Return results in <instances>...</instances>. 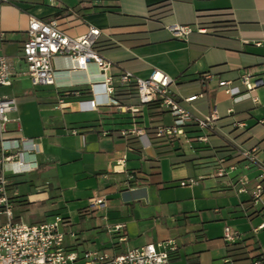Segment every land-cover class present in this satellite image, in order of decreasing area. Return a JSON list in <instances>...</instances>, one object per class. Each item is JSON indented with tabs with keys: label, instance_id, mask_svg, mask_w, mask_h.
Listing matches in <instances>:
<instances>
[{
	"label": "crops",
	"instance_id": "1",
	"mask_svg": "<svg viewBox=\"0 0 264 264\" xmlns=\"http://www.w3.org/2000/svg\"><path fill=\"white\" fill-rule=\"evenodd\" d=\"M30 17L56 18L69 36L84 34L89 25L100 28L95 49L110 62L112 74L129 70L147 77L158 68L173 78V96L194 115L217 106L214 98L229 102L223 113L217 107L220 117L208 142L183 146L157 138L154 126L171 123V117L156 105H141L132 84L117 85L111 93L121 108L110 103L81 110L78 101L92 98L90 83L101 79L92 63L74 69L69 58L56 56L54 83L32 85L20 52ZM171 23L190 24L192 31L185 39L173 37L165 28ZM0 55L8 58L12 72L0 96L17 102L8 112L5 137L34 138L38 146L36 169L19 172L12 164L6 172L13 220L37 223L59 214L68 220L64 245L77 252L113 255L172 238L177 248L170 264H253L264 256L257 237L264 227L254 231L264 220L254 218L264 210L254 209L249 194L237 191L238 173L215 175L216 157H224L227 166L252 146L258 150L250 182L264 166V123L258 122L264 115H253L258 105L250 98L235 101L217 85L244 71L264 84V0H7L0 2ZM204 72L213 75L205 78ZM200 92L202 97L184 100ZM254 94L258 98L257 88ZM127 106L139 111L131 113ZM234 119L245 126L233 127ZM132 123L145 134L123 137L120 131ZM186 130L192 136L196 131L192 125ZM123 156L122 169H114ZM237 163L243 168L245 162ZM189 177L199 184L178 193L180 181ZM94 196H103L104 205L88 210ZM227 224L239 232L236 242L248 259L229 256L221 231Z\"/></svg>",
	"mask_w": 264,
	"mask_h": 264
},
{
	"label": "built area",
	"instance_id": "2",
	"mask_svg": "<svg viewBox=\"0 0 264 264\" xmlns=\"http://www.w3.org/2000/svg\"><path fill=\"white\" fill-rule=\"evenodd\" d=\"M7 0H0L4 2ZM54 2V0H47ZM165 28L173 37L187 38L192 31L190 24L171 23ZM200 30V29H199ZM27 37L21 44V57L26 64V75L32 85H49L55 81V69L53 58L65 56L70 59L72 68L83 69L87 64L96 66L101 79L90 83L92 98L79 100L78 107L81 110H94L98 106L114 103L119 104L111 97L115 86L124 85L134 87L135 93L141 105H156L165 110L171 117V123L160 122L154 126V135L164 138L168 142H179L183 146H191L192 140L207 143L208 133L219 119L216 104H212L207 114L197 116L185 108L172 94L170 85L171 78L164 71L153 68L147 77L135 76L129 70H123L118 74L110 72V62L105 60L95 49L96 42L101 33L100 28L88 26L87 31L79 36H69L60 27L56 18L48 20L30 17L26 29ZM212 73L204 72L205 78L212 77ZM12 72L8 58L0 55V86L11 83ZM262 82L261 78L250 71L242 72L235 80L219 79L217 85L235 101L250 98L251 101L260 105L254 91ZM243 88V90L241 89ZM203 96V93L192 94L185 101L190 102ZM15 97L0 96V214L4 215V222L0 223V264H73L77 259H82L83 264H170L171 254L176 251V242L172 238L164 239L156 243H145L127 249L124 252L110 255L96 249L77 252L68 250L64 245L66 233L63 226L67 225V219L55 214L51 219L26 223L13 220L12 201L7 194L6 172L12 171L10 165H16L17 171H29L37 168L35 154L38 151L34 138L20 137L9 140L5 137L8 112L16 109ZM125 109L131 113H137V106H127ZM232 108L226 110L231 115ZM264 123V117L258 120ZM232 126L241 128L245 123L234 119ZM192 125L196 129L192 136L186 127ZM72 134H77L76 129H71ZM123 137L128 135L143 136L144 130L132 123L128 128L120 131ZM256 146L241 151L243 168L249 169L256 163ZM125 157L116 160L114 169H122ZM216 176H224L233 172L239 164L225 165L224 157L215 159ZM118 169V170H119ZM130 177V176H129ZM199 179L189 177L180 181L181 185H198ZM237 191L248 193L250 203L254 209L264 210V166L255 177L253 182L245 174H237ZM104 205L103 196H94L89 199L88 210ZM257 206H260L257 208ZM115 229L119 225H112ZM264 227V221L258 224L254 231ZM74 236L73 232L69 233ZM222 239L226 244H231L240 239L237 230L228 225L222 229ZM261 261H255L259 264Z\"/></svg>",
	"mask_w": 264,
	"mask_h": 264
},
{
	"label": "rangeland",
	"instance_id": "3",
	"mask_svg": "<svg viewBox=\"0 0 264 264\" xmlns=\"http://www.w3.org/2000/svg\"><path fill=\"white\" fill-rule=\"evenodd\" d=\"M262 87H264V84H261V85H258L256 88H257V90H258V98H259V102H260V105H258L257 107H255V108H253V109H251V111L253 112V115L255 116L256 114H258V115H264V93H261V89L260 88H262ZM217 103V107H218V109H219V111H220V113H223L225 110H224V107L226 106V105H228L229 104V102H222V101H219L218 99H216V98H214V100H213V102L212 103ZM166 119H167V121H169V116H168V114L166 115ZM255 120V117H252V118H250V119H248V122L249 123H252L253 121ZM234 173H238V174H245V175H247V176H249L250 175V169H246V168H241L240 166H238L234 171H233ZM193 186H195V185H192V186H190V185H179V186H177L176 188V191H178V193H183L184 191L183 190H181V188L182 189H184V190H186V189H189V190H191L192 188H193ZM186 192H187V190H186ZM260 206H257V208H259ZM2 215V217H1V219H3L4 218V215L3 214H1ZM71 216V218L73 219V221H78V217H77V215H75V214H71L70 215ZM255 220H262V219H264V215H262V216H257V217H255L254 218ZM262 221H264V220H262ZM229 227H231L232 229H234V227L233 226H231V225H229V224H227ZM224 226V225H223ZM223 226L221 227V231H222V229H223ZM258 239H259V242H260V244H261V246H262V248H264V230H262L259 234H258Z\"/></svg>",
	"mask_w": 264,
	"mask_h": 264
},
{
	"label": "trees",
	"instance_id": "4",
	"mask_svg": "<svg viewBox=\"0 0 264 264\" xmlns=\"http://www.w3.org/2000/svg\"><path fill=\"white\" fill-rule=\"evenodd\" d=\"M237 156H238L237 161H239V160L242 159L241 158V153L240 154H237ZM226 246H227V251L229 253V256L230 257H233L234 260H237V259H248V257L244 255L245 252L243 251V248H242V246L240 245L239 242H234V243H231V244H226ZM258 260L261 261V262H264V256H262V255L256 256L254 258V260H253V264H254L255 261H258Z\"/></svg>",
	"mask_w": 264,
	"mask_h": 264
}]
</instances>
